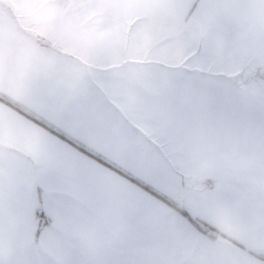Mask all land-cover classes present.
I'll return each instance as SVG.
<instances>
[{
	"label": "crops",
	"instance_id": "0c3cea01",
	"mask_svg": "<svg viewBox=\"0 0 264 264\" xmlns=\"http://www.w3.org/2000/svg\"><path fill=\"white\" fill-rule=\"evenodd\" d=\"M263 65L264 0H0V264H264Z\"/></svg>",
	"mask_w": 264,
	"mask_h": 264
},
{
	"label": "water",
	"instance_id": "95a60500",
	"mask_svg": "<svg viewBox=\"0 0 264 264\" xmlns=\"http://www.w3.org/2000/svg\"><path fill=\"white\" fill-rule=\"evenodd\" d=\"M43 45L45 46H50L48 44V42H42ZM256 76H259L261 78H264V65L259 67L256 71H247V70H244L241 74V81L243 83H246L248 80H250V78H253V77H256Z\"/></svg>",
	"mask_w": 264,
	"mask_h": 264
},
{
	"label": "rangeland",
	"instance_id": "374dc122",
	"mask_svg": "<svg viewBox=\"0 0 264 264\" xmlns=\"http://www.w3.org/2000/svg\"><path fill=\"white\" fill-rule=\"evenodd\" d=\"M245 60L248 62L249 60L248 59H245L242 61L243 63L242 64H238V60H237V64H238V69H245ZM259 61V58H258V55L256 53H253L252 54V62L250 61V64L252 66V69H256V65ZM259 78V77H258ZM237 80H240L241 79V74H238L237 77H236ZM257 80V79H256Z\"/></svg>",
	"mask_w": 264,
	"mask_h": 264
},
{
	"label": "trees",
	"instance_id": "16d2710c",
	"mask_svg": "<svg viewBox=\"0 0 264 264\" xmlns=\"http://www.w3.org/2000/svg\"><path fill=\"white\" fill-rule=\"evenodd\" d=\"M143 189L149 191L151 194H153L154 196H156L160 201H162L163 203H165L166 205L168 206H171L174 208V206L168 201L166 200L165 198L159 196V195H156L154 194L153 192H151L149 189H147L146 187L142 186ZM180 214H182L183 216H185L186 218H188L192 223H194V219L192 217H190L189 215H187L183 210H179V209H176ZM195 224V223H194ZM200 225H198L197 227H199ZM210 229V228H209Z\"/></svg>",
	"mask_w": 264,
	"mask_h": 264
}]
</instances>
